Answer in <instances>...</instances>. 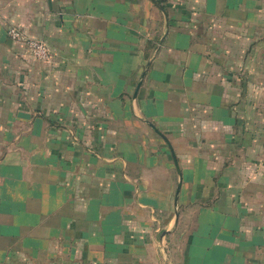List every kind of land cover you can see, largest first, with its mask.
<instances>
[{"label":"crops","instance_id":"crops-1","mask_svg":"<svg viewBox=\"0 0 264 264\" xmlns=\"http://www.w3.org/2000/svg\"><path fill=\"white\" fill-rule=\"evenodd\" d=\"M0 264H264V0H0Z\"/></svg>","mask_w":264,"mask_h":264},{"label":"built area","instance_id":"built-area-1","mask_svg":"<svg viewBox=\"0 0 264 264\" xmlns=\"http://www.w3.org/2000/svg\"><path fill=\"white\" fill-rule=\"evenodd\" d=\"M8 35L17 41L24 43L29 51L34 55V57L41 60L49 59L50 49L43 40L29 37L17 27L9 28Z\"/></svg>","mask_w":264,"mask_h":264}]
</instances>
